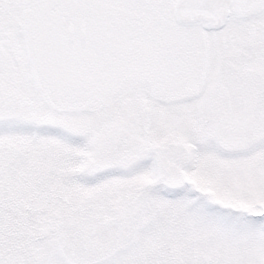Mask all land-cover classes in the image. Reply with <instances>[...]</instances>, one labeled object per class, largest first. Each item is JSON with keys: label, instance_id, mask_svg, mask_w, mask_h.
<instances>
[{"label": "snow or ice", "instance_id": "6c2138e0", "mask_svg": "<svg viewBox=\"0 0 264 264\" xmlns=\"http://www.w3.org/2000/svg\"><path fill=\"white\" fill-rule=\"evenodd\" d=\"M0 264H264V0H0Z\"/></svg>", "mask_w": 264, "mask_h": 264}]
</instances>
